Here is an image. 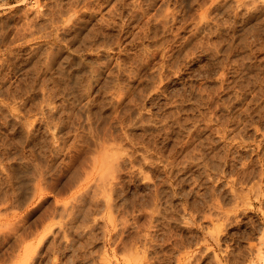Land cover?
I'll use <instances>...</instances> for the list:
<instances>
[{
    "label": "rangeland",
    "instance_id": "374dc122",
    "mask_svg": "<svg viewBox=\"0 0 264 264\" xmlns=\"http://www.w3.org/2000/svg\"><path fill=\"white\" fill-rule=\"evenodd\" d=\"M0 264H264V0H0Z\"/></svg>",
    "mask_w": 264,
    "mask_h": 264
},
{
    "label": "bare ground",
    "instance_id": "6f19581e",
    "mask_svg": "<svg viewBox=\"0 0 264 264\" xmlns=\"http://www.w3.org/2000/svg\"><path fill=\"white\" fill-rule=\"evenodd\" d=\"M36 17V16H35ZM36 21V20H35ZM52 52V51H51ZM79 66V65H78Z\"/></svg>",
    "mask_w": 264,
    "mask_h": 264
}]
</instances>
